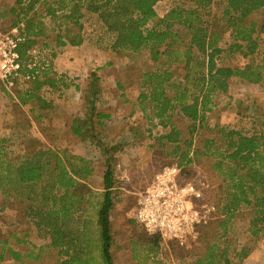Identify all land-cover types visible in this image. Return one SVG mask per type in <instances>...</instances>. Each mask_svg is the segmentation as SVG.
Here are the masks:
<instances>
[{
	"label": "trees",
	"instance_id": "trees-1",
	"mask_svg": "<svg viewBox=\"0 0 264 264\" xmlns=\"http://www.w3.org/2000/svg\"><path fill=\"white\" fill-rule=\"evenodd\" d=\"M160 1L15 0L13 5L0 6V25L9 30L24 24L25 40L19 52L25 64L34 47L65 50L85 44V18L112 34V51L132 57L117 71L115 83L122 90L140 84V107L151 111L150 119L163 127L158 140L163 146L173 145L183 178H192L198 171L188 168L203 159L210 161L216 175L212 200L218 212L198 228L194 250H202L195 254L194 264H241L249 247L238 249L229 239L234 221L246 219L250 239L264 240V130L256 126L244 131L240 123L246 113L238 121L223 122L210 114L217 112L216 98L228 93L233 78L264 86V0H179L158 15ZM144 53L149 56V66L142 62L143 57L138 60ZM224 55L245 62L227 65ZM44 64L40 62V67ZM90 76L92 88L86 97L95 104L97 71ZM66 80L48 64L31 81L17 78L12 91L16 104L41 121L42 111L53 106L42 90L67 86ZM0 90L7 91L1 82ZM104 117L107 115L91 107L87 119L73 121L71 131L81 140H96L94 119L99 123ZM185 120L184 131L178 122ZM6 140H0V191L4 198L28 202L25 216L39 235L49 237L57 264H115L111 213L122 191L110 148H106L98 192L89 183L94 172L90 159L67 148L10 155L4 150ZM130 222L138 227L136 218ZM141 231L139 241L157 252L162 237ZM1 242L3 249L9 245L5 236ZM179 247L184 254L187 246Z\"/></svg>",
	"mask_w": 264,
	"mask_h": 264
},
{
	"label": "rangeland",
	"instance_id": "rangeland-1",
	"mask_svg": "<svg viewBox=\"0 0 264 264\" xmlns=\"http://www.w3.org/2000/svg\"><path fill=\"white\" fill-rule=\"evenodd\" d=\"M178 1L161 0L156 6L158 15ZM14 3L15 0H0V6ZM83 21L87 40L82 46L65 50L37 46L40 62L53 66L56 73L65 75L69 82L67 86L55 89L46 86L42 90V95L52 100L53 106L42 111L41 121L36 120L27 108L16 104L18 99L15 93L0 90V140L7 139L4 150L10 155H17L42 148H67L71 153L92 161L94 172L89 183L100 192L106 148H110L122 191L111 213L115 264H194L195 254L202 250L201 247L194 250L196 241L187 246L183 254L179 247L181 244L162 238L157 252H152L147 244L138 239L144 229L137 222L138 227H133L130 222L131 219L135 220L139 195L154 174L178 160L179 156L172 153L173 145L170 143L161 145L158 137L164 131L163 127L157 124L156 119H150L151 111H143L140 107V84L122 90L115 83L117 71L132 57L116 55L111 49L113 35L100 29L95 20L85 18ZM141 57L147 66L151 64L147 53L139 56L138 60ZM244 62L245 59L238 56L232 58L224 55L223 59V63L231 66L243 65ZM92 71H97L99 78L95 104L86 97L92 88ZM216 101L217 112L210 114L213 120L238 121L239 115L246 113L248 116L240 123L244 131H251L256 126L264 130V86L233 78L228 93L220 95ZM91 107L107 117L99 123L94 119L96 140H81L70 127L73 121L87 119ZM178 124L185 131L187 121ZM188 169L189 172L197 170L207 175L213 187L211 198L214 200L217 178L210 161L203 159ZM7 197L4 198L0 191V264H57L56 250L51 247L49 237L39 235L25 216L28 202L22 198ZM4 205L6 208L2 212ZM247 228V220L237 218L230 227L228 237L234 240L238 249L244 245L249 247L248 255L241 264H264V240L250 239ZM25 233L28 234L25 236ZM4 236L9 245L3 249L1 240ZM39 249L43 251L38 255Z\"/></svg>",
	"mask_w": 264,
	"mask_h": 264
},
{
	"label": "built area",
	"instance_id": "built-area-1",
	"mask_svg": "<svg viewBox=\"0 0 264 264\" xmlns=\"http://www.w3.org/2000/svg\"><path fill=\"white\" fill-rule=\"evenodd\" d=\"M23 28V23L9 30L0 25V82L11 93L17 78L31 81L47 65L40 67L37 47L29 50L26 64L22 61L19 47L25 40ZM182 168L176 160L154 174L139 195L135 218L150 234L189 246L197 241L199 226L216 217L218 207L211 198L213 187L207 175L197 172L185 180Z\"/></svg>",
	"mask_w": 264,
	"mask_h": 264
},
{
	"label": "crops",
	"instance_id": "crops-1",
	"mask_svg": "<svg viewBox=\"0 0 264 264\" xmlns=\"http://www.w3.org/2000/svg\"><path fill=\"white\" fill-rule=\"evenodd\" d=\"M12 94H14V92L12 93ZM14 96V95H13ZM18 101V100H17Z\"/></svg>",
	"mask_w": 264,
	"mask_h": 264
}]
</instances>
